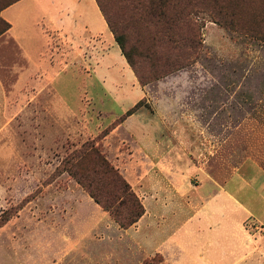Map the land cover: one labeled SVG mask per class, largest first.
Here are the masks:
<instances>
[{
  "label": "rangeland",
  "instance_id": "rangeland-1",
  "mask_svg": "<svg viewBox=\"0 0 264 264\" xmlns=\"http://www.w3.org/2000/svg\"><path fill=\"white\" fill-rule=\"evenodd\" d=\"M13 1L0 0V10ZM103 1L110 2L127 25L133 59L144 77L143 84L135 77L143 94L135 101L133 92H128L120 107L130 108L120 116L140 102L137 111L156 115V123L163 129L158 146L148 153L122 129L113 131L118 119L111 120L118 108L92 78L93 69L83 63L77 62L70 70L60 69L54 85H29L27 117L15 116L11 126L12 154L15 149L19 152L22 140L24 160L8 165L0 157V264H20L26 259L34 263L60 248L53 240L64 237L76 241L75 264H171L169 256L173 264H202L197 259L199 253L228 264L230 240L236 234L231 222L240 218L229 203L218 208L222 212L219 217L209 216L204 207V219L191 220L189 227L197 234L198 244L183 232L176 234L185 254L172 249L168 257L157 252L147 258L131 234L123 232L75 180L57 169L84 143L94 144L143 205V222H150L153 228L149 238L162 234L165 223L173 224L170 216L178 218L179 225L183 222L182 215L165 213V209L188 211L213 190H230L242 204L251 196V207L261 210L264 40L246 28L256 27L253 13L263 7L258 0L255 5L244 0V13L234 7L238 18L244 20L237 22L234 17V26L228 27L207 11L187 9L178 31L166 35L155 31L150 36L144 31V26H150L148 20H133L140 15L135 10L136 0ZM26 24L27 28L17 26L14 31L19 49L38 54L48 41L52 51L64 47L48 32L46 20L30 19ZM5 27L0 12V32ZM256 30L264 31V24ZM76 42L82 43L79 38ZM81 55L79 60L84 62L86 56ZM52 73L55 69L48 71L49 76ZM67 104L73 114L62 112ZM50 109L59 116L52 117ZM38 110L44 114L39 116ZM2 118L0 115V126ZM222 199L225 202V197ZM222 224L226 230L216 229ZM243 229L256 239L263 233V224L250 217Z\"/></svg>",
  "mask_w": 264,
  "mask_h": 264
},
{
  "label": "crops",
  "instance_id": "crops-1",
  "mask_svg": "<svg viewBox=\"0 0 264 264\" xmlns=\"http://www.w3.org/2000/svg\"><path fill=\"white\" fill-rule=\"evenodd\" d=\"M1 18L11 26L6 33L0 36V115L3 116L2 123H4L0 126V157H3L4 164L11 165L13 160L19 162L24 160L22 149L25 153L26 147L21 149L22 140H19V152L15 149V155L12 154L11 126L15 116L27 117L28 86L37 85L38 82L39 85L56 84L60 69L70 70L77 62L83 63L87 69H93L94 76L92 78L118 108L119 113L113 116L112 123L122 116H120L121 112L130 108V105L127 106V109L120 107L125 103L124 99L128 92H133L136 97L135 101L143 94L133 72L115 43L95 0H20L2 10ZM30 19L39 22L46 20L47 26H49L48 32L50 30V33L56 35L63 42L64 47H60L57 49L58 51H52L48 45L49 41H46L47 48L40 50L38 54L30 52L24 47L19 49L14 42V40L18 42L19 37L14 31L17 26L27 28L26 23ZM36 26L39 27V24L37 23ZM42 27L46 29L44 25ZM42 34L45 37V31L42 30ZM77 38L82 43L76 42ZM10 44L12 47H8ZM81 54L86 56L84 62L79 60ZM50 69H55V73H52L51 76L48 74ZM39 73H42L43 76L38 77ZM64 102H66V98L63 100ZM62 109L64 113L73 114L69 104ZM50 110L52 117L59 116L58 113H54L55 110ZM37 114L42 116L44 113L38 110ZM155 118L156 115L152 116L148 112L136 111L116 126L113 131L122 129L131 139L135 140L137 147L149 153L158 146L157 140L163 130L161 126L157 125ZM259 177L262 176L259 175ZM178 191L180 190L176 189V192ZM253 195L255 197V193ZM223 197H225V202H221ZM259 197L261 198L259 200L260 206H262L261 210L251 207L253 204V200H250L253 199L251 196H246V200L242 204L230 190H213L204 199H199L201 202H197L198 206L192 204L188 211H177L172 207L165 209V213L182 215L183 222L179 225L178 218L173 220L170 216L169 220L173 224L165 223V230L162 234L159 233L160 238L158 235L156 238H149L148 235L151 234L153 228L149 221V223L143 222L145 214L137 223L123 232L131 234L132 239L138 245H142L147 258L157 252H163L168 257L172 249H178L181 254H185L184 245L175 239L176 234L183 232L188 238L190 237L193 244H198L197 234L189 227L191 220L204 219L205 214L201 213V209L204 207L206 208L203 210L209 211V216L219 217L222 212L218 211V208H224V205L229 203L232 211L240 213V218L231 222V225L236 228V234L232 235L233 238L230 240L228 264H264V196ZM209 202L212 203L209 204ZM250 217L263 224V233L256 239H252L243 229L244 221ZM216 229L226 230L227 228L222 224ZM198 230H200L199 227ZM158 238L159 240H157ZM53 242L57 243L60 248H56L52 254H47L40 260H35L34 263L31 259L20 260V264H75L76 241L70 237H64L53 240ZM207 242L203 240L202 243ZM168 259L173 264V258L169 256ZM197 259H200L202 264H219L221 258L215 261V259L209 256L204 257L202 253H199Z\"/></svg>",
  "mask_w": 264,
  "mask_h": 264
},
{
  "label": "trees",
  "instance_id": "trees-1",
  "mask_svg": "<svg viewBox=\"0 0 264 264\" xmlns=\"http://www.w3.org/2000/svg\"><path fill=\"white\" fill-rule=\"evenodd\" d=\"M20 0H15L5 7ZM244 0H136L135 10L140 13L133 18L134 21L148 20L150 26H144V31L152 36L157 34H168L171 31H178L183 21V12L198 9L201 12L207 11L224 26H234V17L237 22L244 20L238 18L236 7L241 13L245 12ZM249 5H255L257 0H247ZM263 9L253 13L256 18V27L252 30L248 27L247 32H253L264 40V32L257 31L262 23L264 24V0H258ZM98 8L104 17L114 41L121 51L129 67L133 70L135 77L140 84H143L144 77L140 74L134 62V45H129L128 27L123 23L119 14L113 10L110 2L95 0ZM237 3V5H235ZM242 16V14H240ZM145 18H144V17ZM2 19V18H1ZM5 29L0 36L6 33L10 24L2 19ZM254 23V24H255ZM138 28V25L134 24ZM160 27V28H159ZM259 32V33H258ZM141 106L140 102L123 114L116 122L120 125L127 117L134 114ZM104 137V135H103ZM66 172L75 182L93 199L104 212L108 213L119 228L126 230L137 223L144 215L145 210L140 200L132 190L129 183L119 174L117 169L103 156L99 149L89 142L84 143L80 149L73 151L63 162L57 171ZM159 257V256H158ZM161 259V257H159ZM162 261V259H161Z\"/></svg>",
  "mask_w": 264,
  "mask_h": 264
}]
</instances>
